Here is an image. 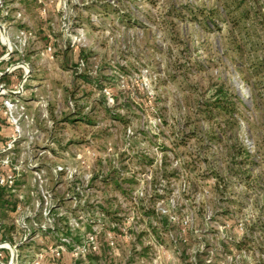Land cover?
Here are the masks:
<instances>
[{
  "label": "rangeland",
  "instance_id": "374dc122",
  "mask_svg": "<svg viewBox=\"0 0 264 264\" xmlns=\"http://www.w3.org/2000/svg\"><path fill=\"white\" fill-rule=\"evenodd\" d=\"M223 1L22 2L34 33L25 51L39 53L38 91L31 90L37 98H27L33 100V123L26 130L32 139L22 153L47 150L39 155L47 178L41 184L54 198L41 206L40 186L39 199L30 190L27 196L31 208L39 201V224L54 229L15 241L26 246L20 262L30 264L67 233L78 244L95 233L99 251L72 264H264V167L254 170L261 175L258 185L224 178L216 193L208 170L223 166L212 156L217 148L199 163V144L188 137L197 127L201 92L223 86L247 105L245 145L256 152L264 138V88H254L255 107L242 79L247 60L264 50L231 54L232 41L242 43L246 31L238 35L230 25ZM211 10L223 13L222 19ZM26 23L19 20L13 29ZM81 50L85 58L78 57ZM200 127L208 124L201 121ZM57 166L73 176L56 181Z\"/></svg>",
  "mask_w": 264,
  "mask_h": 264
},
{
  "label": "built area",
  "instance_id": "2783aa9c",
  "mask_svg": "<svg viewBox=\"0 0 264 264\" xmlns=\"http://www.w3.org/2000/svg\"><path fill=\"white\" fill-rule=\"evenodd\" d=\"M27 17L26 7L21 0H0V45L4 48V52L0 55V79H3L0 82V113L4 115L6 122L12 127L11 134L5 139H0V186L5 188L9 193L8 197L13 199L12 208L16 213L14 224L22 229V232L17 230L11 234L14 241L19 240L20 237L26 241L31 240L39 237V230L45 232L48 229H54L39 224V201H37V205L35 204L36 207L31 208L27 196V190H30L31 195L38 194L39 199L40 186L41 206L49 205V200L54 198V194L44 190L42 186L47 178L44 175L43 163L39 162V155L47 153V150H43L40 154L39 149L35 154L32 153V150H29V154L27 152L22 153L26 150L25 145L28 144V139H32V135L28 137L26 130L33 123V119L29 115L30 104L33 103V100L27 99L29 95L27 93L28 88H26L32 75V69L30 62L25 60L27 53L25 50L30 45V39L34 38V33ZM19 20L23 22L27 20V23L24 27H18L14 30L15 23ZM75 44L76 42L73 41L71 46H75ZM52 51L53 47L49 44L46 52L52 54ZM19 70H22L20 77L17 74ZM4 78L9 79L5 80ZM63 171H65L64 166L52 168V176L56 181L66 173L67 176H73L70 171L66 173ZM30 185L32 188L29 187ZM24 211L26 212L25 215L22 214ZM45 219L47 222H51L50 219ZM1 234L0 226V236ZM61 237L58 244L36 253L30 264H49L50 259L52 261L59 260L68 251L72 254L73 260L77 261L92 252H98L100 249V243L95 233L87 236L86 240L80 244L75 242L70 235ZM16 244V242L13 243L9 240L0 241V264H26L20 262V252ZM14 247L17 248L16 258L13 252ZM4 249L10 253L7 262L3 258Z\"/></svg>",
  "mask_w": 264,
  "mask_h": 264
},
{
  "label": "trees",
  "instance_id": "16d2710c",
  "mask_svg": "<svg viewBox=\"0 0 264 264\" xmlns=\"http://www.w3.org/2000/svg\"><path fill=\"white\" fill-rule=\"evenodd\" d=\"M260 2V1H258ZM259 4V3H258ZM255 5L254 0H224L222 8L225 10V13L229 16L227 21H229L231 26L234 27L238 35H243L245 33V38H243L242 43L234 42L233 51L231 54H236L239 57H243L244 52L247 50V47H250V50L258 52L260 49L264 50V3L261 5ZM222 19L223 13L219 10H211V14ZM205 20L215 21V16L207 15L206 12H203ZM204 23H208L207 21ZM200 23H203L200 20ZM205 28H208V24H204ZM251 32H247L249 30ZM257 35L258 40H253V36ZM235 39V38H234ZM251 39V40H250ZM4 52V48L0 52V55ZM83 50L79 53L78 57L85 58L83 55ZM27 57V53L25 59ZM254 60H250L244 64L246 68V74L243 73V82L249 86L250 97L253 104L257 107L258 102L256 95L254 93V88L260 89L264 88V55L256 56ZM234 61L236 58H233ZM80 60V59H79ZM78 60V62H79ZM245 71V70H244ZM21 75L22 70L17 71ZM5 79V78H4ZM252 79H256L255 82ZM3 79H0L2 82ZM10 82V81H9ZM17 82V80H14ZM13 82V83H14ZM11 83V82H10ZM209 94V95H208ZM264 105V98L261 100ZM244 109H247L244 98L229 90L225 89L223 86L217 87L211 93L208 91H202L200 98L196 102V107L194 108L195 120L194 123L197 125L196 130L192 131L188 137H193L196 139L199 147L196 149V161L199 163L208 162V153H211L212 147L215 146L217 150L212 154V156H219L221 165L219 168H211L208 170V173L212 174L213 179H215L213 184H215L216 193L222 192L220 190L221 182H224V178H236L248 186L258 185L259 177L261 175H255L254 170L256 167H264V138L259 147H257L256 152H252L244 143V138L242 136V121L249 120L246 114L243 112ZM72 114L77 113L81 115V111L72 110ZM82 116V115H81ZM80 116V117H81ZM84 121L91 123L87 115L82 116ZM4 121L5 119H0ZM70 118H67V121ZM0 121V131L2 129ZM71 121V120H70ZM121 121L125 122L124 118H121ZM203 121L208 124L207 128L200 127L198 125ZM6 122V121H5ZM79 123L73 121V127H77ZM184 146L186 143H183ZM177 146V144H175ZM179 146V145H178ZM166 149V148H165ZM164 149V150H165ZM187 167L190 168L188 165ZM262 170L261 174H263ZM264 179V178H263ZM223 187H227L223 185ZM9 193L7 190L0 186V226L2 229V234L0 236V241L9 240L15 242L12 237V233L18 231L22 232V229L14 224V218L16 213L14 212L13 199L8 197ZM8 212L11 218L2 217L1 212ZM155 214L154 212H146V215L150 216ZM262 225V224H261ZM263 226V225H262ZM59 230V229H58ZM261 231L264 233V227H261ZM45 232H49L48 230ZM55 232V230H54ZM50 233V232H49ZM65 235H70L67 233ZM237 247H243L241 242L236 244ZM26 246L19 248V251L24 249ZM20 251V252H22ZM69 252V251H68ZM69 256L70 264L74 261L72 254L66 253ZM20 253V257H21ZM4 261L7 262L10 258V253L8 250L4 249ZM64 254L59 260H49V264L58 263V264H68L65 261ZM22 263V262H21Z\"/></svg>",
  "mask_w": 264,
  "mask_h": 264
},
{
  "label": "crops",
  "instance_id": "0c3cea01",
  "mask_svg": "<svg viewBox=\"0 0 264 264\" xmlns=\"http://www.w3.org/2000/svg\"><path fill=\"white\" fill-rule=\"evenodd\" d=\"M27 0H21V2H26ZM36 47L38 48L39 47V42L36 43ZM2 46L0 45V52L2 51ZM32 49H35V48H32ZM31 53V54H30ZM26 61H29L30 64L32 65V75H31V78L29 79L27 85H26V88H28V91L27 93H30L31 90H36L38 91V86H39V53L36 51H30L28 54H27V57L25 59ZM36 67V69H34ZM20 77V74L17 73ZM10 78V77H9ZM9 78H5L6 79H9ZM10 83V82H9ZM30 95V94H29ZM31 97L33 99H36L37 96L35 94H32L31 92V95L28 96V98ZM32 106V104H30V107ZM2 121V120H0ZM6 120L2 121V124L5 123L4 125H1L2 126V129L0 131V139H5L7 138L11 132H12V127L7 123L5 122ZM44 237H48V236H44ZM51 246L55 245L53 241L50 242ZM66 253H69L71 254L70 252H65L64 253V257L68 260L65 259V261H67L68 264H70V259H69V256L68 254Z\"/></svg>",
  "mask_w": 264,
  "mask_h": 264
},
{
  "label": "water",
  "instance_id": "95a60500",
  "mask_svg": "<svg viewBox=\"0 0 264 264\" xmlns=\"http://www.w3.org/2000/svg\"><path fill=\"white\" fill-rule=\"evenodd\" d=\"M13 252H14V256H15V258H16V255H17V248L14 247ZM15 258H14V259H15Z\"/></svg>",
  "mask_w": 264,
  "mask_h": 264
}]
</instances>
